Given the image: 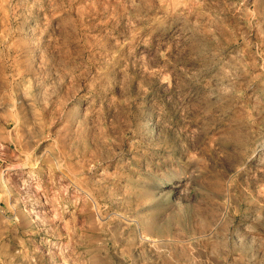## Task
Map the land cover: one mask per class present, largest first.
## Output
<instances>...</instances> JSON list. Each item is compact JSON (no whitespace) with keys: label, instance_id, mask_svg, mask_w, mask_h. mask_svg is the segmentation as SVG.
Returning a JSON list of instances; mask_svg holds the SVG:
<instances>
[{"label":"clouds","instance_id":"clouds-1","mask_svg":"<svg viewBox=\"0 0 264 264\" xmlns=\"http://www.w3.org/2000/svg\"><path fill=\"white\" fill-rule=\"evenodd\" d=\"M0 264H264V0H0Z\"/></svg>","mask_w":264,"mask_h":264}]
</instances>
